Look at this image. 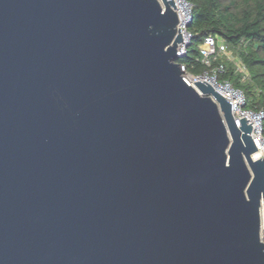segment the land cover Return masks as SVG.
Instances as JSON below:
<instances>
[{
    "label": "water",
    "instance_id": "1",
    "mask_svg": "<svg viewBox=\"0 0 264 264\" xmlns=\"http://www.w3.org/2000/svg\"><path fill=\"white\" fill-rule=\"evenodd\" d=\"M160 1L0 0V264H264L253 125Z\"/></svg>",
    "mask_w": 264,
    "mask_h": 264
},
{
    "label": "trees",
    "instance_id": "2",
    "mask_svg": "<svg viewBox=\"0 0 264 264\" xmlns=\"http://www.w3.org/2000/svg\"><path fill=\"white\" fill-rule=\"evenodd\" d=\"M192 5L188 32L191 41L185 57L178 60L187 72L196 75L203 67L197 61L198 46L206 36H215L229 46L245 44L239 60L250 76L242 84V76L229 68L220 77L240 89L245 96V109L264 113V0H186ZM264 133V120L262 121Z\"/></svg>",
    "mask_w": 264,
    "mask_h": 264
},
{
    "label": "built area",
    "instance_id": "3",
    "mask_svg": "<svg viewBox=\"0 0 264 264\" xmlns=\"http://www.w3.org/2000/svg\"><path fill=\"white\" fill-rule=\"evenodd\" d=\"M160 1V0H159ZM178 15L179 23L177 25V31L180 28V34L182 42L177 45L178 56L185 57L187 48L191 41V34L188 32V26L191 23L192 5L186 0H172ZM161 3V1H160ZM162 5V3H161ZM163 7V5H162ZM199 57L198 62L203 67L201 73L192 75L187 72L186 68L179 64L182 71V78H185L194 87L195 83L200 82L202 84H210L219 95H221L227 102L231 104L232 116L235 120L237 128L240 127V121L242 118H247V123L253 125L251 136L253 137L258 150L252 155L253 160H260L264 158V133L262 121L264 120V113L262 111L254 112L245 107V96L243 92L231 85V83L220 77L224 76L229 68L233 69V73L241 75L245 73L246 68L238 63L234 59L229 45L221 38L215 36H206L202 43L198 46ZM232 65V67H229ZM238 73V74H237ZM256 120L258 125L254 122ZM264 228V226H263ZM261 234V232H260ZM264 240V239H261Z\"/></svg>",
    "mask_w": 264,
    "mask_h": 264
},
{
    "label": "rangeland",
    "instance_id": "4",
    "mask_svg": "<svg viewBox=\"0 0 264 264\" xmlns=\"http://www.w3.org/2000/svg\"><path fill=\"white\" fill-rule=\"evenodd\" d=\"M229 49L231 51V54L233 55L234 59L236 60V63H238V59H239V53L241 51H244L247 49L246 45L245 44H242V45H238V46H229ZM241 64V62H240ZM229 67H232V65H229ZM238 74V73H237ZM242 76V84H246V83H249L250 82V76H249V73L247 72V70H245V73L241 74ZM245 109V107H244Z\"/></svg>",
    "mask_w": 264,
    "mask_h": 264
},
{
    "label": "bare ground",
    "instance_id": "5",
    "mask_svg": "<svg viewBox=\"0 0 264 264\" xmlns=\"http://www.w3.org/2000/svg\"><path fill=\"white\" fill-rule=\"evenodd\" d=\"M254 123H255L256 126L258 125V122L256 120H254Z\"/></svg>",
    "mask_w": 264,
    "mask_h": 264
}]
</instances>
